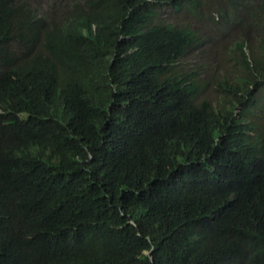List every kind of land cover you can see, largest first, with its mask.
<instances>
[{
  "label": "trees",
  "instance_id": "trees-1",
  "mask_svg": "<svg viewBox=\"0 0 264 264\" xmlns=\"http://www.w3.org/2000/svg\"><path fill=\"white\" fill-rule=\"evenodd\" d=\"M49 1L0 0V264H264V137L180 66L200 0ZM238 33L264 93V0Z\"/></svg>",
  "mask_w": 264,
  "mask_h": 264
},
{
  "label": "rangeland",
  "instance_id": "rangeland-1",
  "mask_svg": "<svg viewBox=\"0 0 264 264\" xmlns=\"http://www.w3.org/2000/svg\"><path fill=\"white\" fill-rule=\"evenodd\" d=\"M34 6L39 14L48 11L49 0H26ZM230 0H200L198 5L202 15L199 19L193 18L191 14H171L177 21L189 20L191 28L197 32V40L193 43L189 63L195 65L199 70L200 83L204 85V97L216 100L222 104L232 102L234 97H222V92L212 91V82L221 78L228 71L227 63L230 54H234V45L239 41L238 29L242 20H247L248 12L251 10L252 3L258 0H245L246 11H235ZM234 4L242 9L243 4L239 0ZM256 41L259 42V28L255 31ZM223 64V65H222ZM190 69H193L190 68ZM212 91V92H211ZM258 120V119H256Z\"/></svg>",
  "mask_w": 264,
  "mask_h": 264
},
{
  "label": "clouds",
  "instance_id": "clouds-1",
  "mask_svg": "<svg viewBox=\"0 0 264 264\" xmlns=\"http://www.w3.org/2000/svg\"><path fill=\"white\" fill-rule=\"evenodd\" d=\"M23 2H26L34 11L37 17H41V14L37 11V9L32 6L28 1L26 0H21ZM240 3L243 4L244 0H239ZM232 8L235 11H239V8H237L234 4L238 3L237 1L235 2L234 0L228 1ZM200 3V2H199ZM199 5V4H198ZM198 7V6H197ZM199 9V7H198ZM200 15L198 17L193 16L195 19H199L200 16L202 15L201 10L199 9ZM189 13H183V15H188ZM44 15V14H42ZM171 20L175 24L179 25H184L186 29H188L192 33V37L194 39V42L197 40V32L195 29L191 28V24L189 20L186 21H177L176 17H171ZM193 42V43H194ZM235 46V45H234ZM194 47V46H193ZM192 47V49H193ZM192 49L188 55H186L183 59L180 60V66L184 67L189 63V57L191 55ZM234 50V54H235ZM230 54L229 51V62L227 63L228 66V71L222 75L221 78L212 80V91H215L216 93L222 92V97H234V100L232 102L228 101L227 104H222L221 102H218L213 99L205 98L204 97V92L202 90V93L198 99L199 102L205 101V102H212V103H219L222 104L221 109H230V110H235V113L233 114L232 118L236 119V121L240 122V125L243 127H246L248 129L247 134L249 136L253 135L254 128L256 129L257 132L261 133L264 137V93H246L244 92L240 86H237V84L240 83V79L243 76V72L240 68L235 66L233 64L232 60V55ZM253 87H250L249 90H251ZM211 91V92H212ZM252 97V98H251ZM238 99H247L244 103V107L248 106L249 109L245 111V113H239V111L244 107H241L239 105ZM258 119V120H256ZM234 133V130H233Z\"/></svg>",
  "mask_w": 264,
  "mask_h": 264
}]
</instances>
